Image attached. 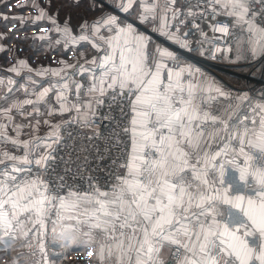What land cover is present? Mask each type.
Returning <instances> with one entry per match:
<instances>
[{
    "label": "snow or ice",
    "instance_id": "6c2138e0",
    "mask_svg": "<svg viewBox=\"0 0 264 264\" xmlns=\"http://www.w3.org/2000/svg\"><path fill=\"white\" fill-rule=\"evenodd\" d=\"M26 7L44 21L43 6ZM93 8L75 31L48 16L75 61L18 59L7 71L28 73L22 99L0 77V260L65 264L95 245L94 264H264V92L227 87L183 54L264 58V0Z\"/></svg>",
    "mask_w": 264,
    "mask_h": 264
},
{
    "label": "crops",
    "instance_id": "0c3cea01",
    "mask_svg": "<svg viewBox=\"0 0 264 264\" xmlns=\"http://www.w3.org/2000/svg\"><path fill=\"white\" fill-rule=\"evenodd\" d=\"M1 1V0H0ZM31 1V0H30ZM29 0H18L19 4L26 5ZM72 3L74 5H85L89 8V11H85V15L82 17L80 15L70 16L67 13L69 12V6L66 7L68 3ZM95 3V0H59L58 5L56 6L57 10L55 11V15L53 13V9L55 6L52 3V0L49 3V0H47L45 5L46 15L44 21H38L41 23H45V27L41 31V33H38L37 36L48 38L50 39H44L45 41L42 43L46 47H50L51 45H54L55 51L58 58H55L57 61L54 64L49 65L50 62L55 61L54 58H47L45 61H42L43 67H53V68H59L61 67V59L67 60L68 63H72L77 59V50L75 48L69 47L68 51L65 53L63 48V41L60 45H57L55 42L57 39H61L60 35L56 32H53L51 24L48 22V16H55L58 18V20L62 23L64 20H66L68 17H71V26L73 30L75 31L78 26L83 22L84 19L92 20L96 16H99L100 13L98 11H95L93 8V4ZM49 8V10H48ZM113 11H115L113 9ZM119 14V13H118ZM8 17H24V19L28 22H31V18L33 16L22 14V15H8ZM122 15V14H121ZM1 17V15H0ZM1 20V19H0ZM1 33V31H0ZM30 37H33L31 34ZM154 39H158L160 42L167 45L169 42L163 40L161 37H157L156 34H153ZM0 47L6 48V51H0V77H8L12 76L15 80L18 79V76H16L14 73H10L7 71L8 68L12 67L17 63V58H12L11 62H8L6 60H3V56L6 54L14 53V50L12 49L13 46L10 45V42H6L4 39H0ZM49 48L47 49V51ZM84 51H91L90 47L83 48ZM29 51V50H27ZM27 51H23V55L20 56L19 60H25L32 68L33 63L32 60L27 53ZM26 52V53H25ZM54 53V52H53ZM61 54V56H59ZM230 56H234V53H231ZM190 60V59H189ZM191 63L196 65L197 67H200L203 71L206 73L211 74L212 76L216 77L220 82H222L225 86L239 89L241 91H248L251 96L254 98H259L261 92H264V58H258L256 60H248V61H240L238 63H231L229 60H226L223 64L217 65L216 68H213L212 70L202 66L201 64H197L193 60H190ZM218 70V71H217ZM90 246V252L93 251L91 256H84V253L81 251H75L78 253L79 258H96V247L95 245H89ZM92 248V249H91ZM80 264H92L91 261H80Z\"/></svg>",
    "mask_w": 264,
    "mask_h": 264
},
{
    "label": "rangeland",
    "instance_id": "374dc122",
    "mask_svg": "<svg viewBox=\"0 0 264 264\" xmlns=\"http://www.w3.org/2000/svg\"><path fill=\"white\" fill-rule=\"evenodd\" d=\"M33 2H37L45 8L47 0H31L26 5H30ZM58 2L59 0H52V3L55 6V8L53 9L54 14H51V15H55V11L57 10L56 6L58 5ZM26 5L19 4L18 0H7V2L6 0H1L0 1V15L1 17L6 14L8 15L27 14L33 17H36L39 15V8L26 7ZM68 6H69V12L67 14L70 16L80 15L83 17L86 14L85 11H89V8L86 7L85 5H80V4L74 5L72 3H68L66 7ZM44 27H45V23L37 22V25L34 26L31 24V22H28L24 25L23 30H22L21 24L19 22L5 23L4 20L1 19L0 20V31L2 34L8 37V39H4V40L6 42L9 41L10 45L13 46L12 49L14 50V53L4 55L3 60L11 62L12 58L15 59L18 57L19 59H24V58H20V56L23 55L24 53L23 51L29 50L27 51V53L29 54L32 60L33 68L40 67L42 65V61H45L47 58H52V59L54 58L55 60V61L52 60V62H50L49 65L56 63L57 60L55 58H58V57H57L54 45H51L50 47L49 46L46 47L42 44L45 41L44 39H35V38H40V36H37V35L38 33H41ZM30 34L33 37H30L29 36ZM48 48L49 50L47 51ZM59 56H61V54H59ZM196 63L200 64L198 62ZM26 75H28V73L22 72L21 75L18 76V79H16L17 84L13 86L15 96L21 99L23 98L22 92L16 91V89L19 88L20 84L25 83L24 77ZM56 119H59V117H56ZM46 131L47 129L42 127L40 129V134L43 135ZM72 252L73 251H70L68 255L72 256L71 254ZM82 252L84 253V256H88L89 253H93V251L90 252V246L85 247V249ZM12 255H13L12 253L5 255L3 260H0V264H6V262L12 257ZM71 259L74 260L76 259V257L72 256Z\"/></svg>",
    "mask_w": 264,
    "mask_h": 264
},
{
    "label": "built area",
    "instance_id": "2783aa9c",
    "mask_svg": "<svg viewBox=\"0 0 264 264\" xmlns=\"http://www.w3.org/2000/svg\"><path fill=\"white\" fill-rule=\"evenodd\" d=\"M205 30L207 31L206 27H205ZM211 35H212V33L209 32V36H211ZM217 35H219V34H217ZM193 39H195V38H193ZM181 51L183 52V50H181ZM183 54H185L188 57V59L194 60V61L200 63L201 65H204L205 67H207V68H209L211 70L213 68H216L217 65L223 64L227 60V59H224V55L222 53H217L216 59L202 57V56L199 55L198 52L191 53V54H189V53H183ZM229 56H230V54H229ZM60 154L62 155L63 151H61ZM71 254H72L73 257H76V259L73 260V259H71L72 256L68 255L66 257L65 264H80V261H85V260L91 261L92 264H94V262L96 261V258L95 259L94 258H89V257L79 258L78 253H76L75 251H73Z\"/></svg>",
    "mask_w": 264,
    "mask_h": 264
}]
</instances>
